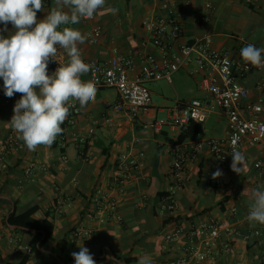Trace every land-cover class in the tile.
Segmentation results:
<instances>
[{
  "label": "crops",
  "instance_id": "crops-1",
  "mask_svg": "<svg viewBox=\"0 0 264 264\" xmlns=\"http://www.w3.org/2000/svg\"><path fill=\"white\" fill-rule=\"evenodd\" d=\"M43 5L44 12L37 13L38 19L44 18L53 6V0H43ZM110 7L117 8L118 13L111 14ZM170 11L181 24V42L191 43L210 36L215 49L249 68L239 80L250 91L251 101L256 102L261 94L256 85L262 71L246 65L240 51L249 43L264 47V0H106L104 8L97 11L93 20L82 19L72 26L86 36L85 43L79 45L82 59L104 63L117 48L122 55L135 59L137 69L143 55H152L159 61L160 53L151 44L148 26L154 19L166 17ZM3 27L0 24V29ZM95 27L101 29L102 36L94 45L88 37ZM8 30L0 34L7 36L14 31L11 24ZM174 75L179 86L176 101L206 97L198 78L189 76L184 69ZM82 80L90 81L88 73ZM159 80L165 79L149 82L147 86ZM107 90H97L95 100L80 107L75 124L65 130V162L52 145H41L35 151H29L23 141V148L10 155L7 170L0 177V264H22L28 254L26 247L31 235L14 232L19 229H7L3 220L15 209L20 212L32 205L39 207L40 216L50 212L55 219V236L48 242L47 249L41 251L53 254V250H57L61 258L54 254L53 257L58 264H75L72 253L80 246L89 250L96 264H120L117 257L135 259L138 263L145 255L150 257L152 264H167L173 254L166 250L170 247L164 243L165 235L177 223L209 221L233 226L241 235L250 236L248 240L242 236L234 238L231 253L203 264H263L264 225H250L247 215L251 190L264 186V175L255 167L257 161L264 162V150L245 147L241 173L238 175L231 170L230 159L221 170L218 183L209 179L213 158L204 150L185 165L190 181L178 193L177 211L160 213V200L171 186L169 174L173 155L166 138L174 139L173 135L167 129L155 134L144 128L143 119L115 113L112 106L117 102L118 94L115 91L110 95ZM198 95L200 97H196ZM160 107L152 104L149 117L160 118L163 114L156 111ZM13 108L14 105L0 102V145L5 136L14 131L9 123ZM212 116L216 122L220 119L226 122L224 137L219 139L225 138L226 117L219 111H213ZM210 118L202 124L198 140L218 138L204 136L212 127L206 126ZM79 134H91L83 146V153L72 142L74 135ZM126 153L144 154V167L134 172L126 191L119 194L115 188L116 166L119 156ZM28 167H32L34 176L25 179L24 171ZM96 187H102L116 200L123 218L121 223L101 225L92 218L90 200ZM82 227L90 230V235L74 239L73 230ZM258 230L260 237L254 234ZM9 238L14 241L10 242ZM70 258L73 261H68ZM25 264H53V261L31 257Z\"/></svg>",
  "mask_w": 264,
  "mask_h": 264
},
{
  "label": "built area",
  "instance_id": "built-area-1",
  "mask_svg": "<svg viewBox=\"0 0 264 264\" xmlns=\"http://www.w3.org/2000/svg\"><path fill=\"white\" fill-rule=\"evenodd\" d=\"M86 19V20H93ZM151 44L160 53L157 61L152 55L140 57V67L136 68L133 57L122 55L117 48L112 56L104 63L89 61L92 65L88 75L97 90L114 89L118 94L117 102L112 106L115 113H124L133 119H143L144 128L161 134L165 129L176 140L178 135L186 130L191 123L204 124L212 112L217 109L228 122L227 136L223 139L212 138L205 141L196 140L180 145H171L173 161L170 169L171 186L161 200L160 213L173 214L178 209V193L190 181L185 171L188 161L196 159L204 150L209 151L213 158L212 169L209 173L210 181L218 183L212 174L223 170L227 162L232 159L233 151L242 152L245 147L258 151L264 150V70L256 88L261 93L256 102L251 101L250 91L244 87L239 78L245 75L249 68L233 61L230 56L214 48L210 36H203L191 43L181 42L182 28L176 14L170 11L166 17L154 19L148 26ZM102 36L99 27L92 29L89 34L91 44H98ZM61 63L67 60V54L58 50L56 57ZM59 66L57 61H50L48 74L55 72ZM181 69L186 70L191 77L200 81L201 89L206 97L188 101L177 100L172 106L160 107L156 111L163 114L162 118L149 117L152 109V96L147 84L149 82L166 79L172 84V76ZM82 79V77H81ZM21 98L16 93L9 98L4 95L3 79L0 78V102L15 105ZM74 107L63 124L70 127L75 124L80 114V105L72 101ZM111 122L110 119H107ZM91 138V134L74 135L72 142L76 149L83 153V146ZM59 147L65 149L64 137L58 139ZM23 148L18 133L9 132L0 145V177L6 172L10 155ZM144 154L133 156L130 153L119 156L116 166L115 188L119 194L126 191V187L134 172L144 167ZM61 161L67 157L61 155ZM255 167L264 175V162L259 160ZM32 167L24 171V178L33 177ZM74 183L77 184L76 181ZM91 210L89 213L101 225L111 222L121 223L123 218L118 210V204L111 194L102 187H96L92 193ZM90 230L84 227L73 230L74 239L89 236ZM260 237L261 232L255 231ZM242 236L248 240L250 235H241L233 226H222L218 222H186L177 223L175 228L165 235L164 243L172 253L167 264H203L215 260L222 254L232 251L233 239ZM13 242V238H9ZM28 253L30 249L26 247ZM264 264V255H263Z\"/></svg>",
  "mask_w": 264,
  "mask_h": 264
},
{
  "label": "clouds",
  "instance_id": "clouds-1",
  "mask_svg": "<svg viewBox=\"0 0 264 264\" xmlns=\"http://www.w3.org/2000/svg\"><path fill=\"white\" fill-rule=\"evenodd\" d=\"M105 4L106 0H53L44 18L38 19L37 13L44 12L43 0H0V24L4 26L0 32H8L9 24L14 29L7 36L0 34V78L6 97L21 94L9 123L29 151L41 145L51 147L63 132L61 125L74 107L72 101L84 108L95 100L94 83L81 79L92 68L79 48L86 36L72 26L92 19ZM108 11L116 15L119 10L110 7ZM59 49L67 54L65 63L56 59ZM240 55L246 65L264 68V47L249 43ZM50 61L59 64L51 75ZM231 157V170L239 175L245 156L233 151ZM221 175L218 169L212 178ZM247 220L252 226L264 225V186L251 190ZM78 248L72 253L75 264H96L86 247ZM138 264H152V260L145 255Z\"/></svg>",
  "mask_w": 264,
  "mask_h": 264
},
{
  "label": "trees",
  "instance_id": "trees-1",
  "mask_svg": "<svg viewBox=\"0 0 264 264\" xmlns=\"http://www.w3.org/2000/svg\"><path fill=\"white\" fill-rule=\"evenodd\" d=\"M61 127L63 128V132L59 135V139L64 137L65 130L68 128L65 124L61 125ZM201 131L202 124L191 123L186 130L178 135L176 140L169 138H166V140L170 145H180L185 142L196 141L199 139ZM52 148L58 149L60 155L65 154V149L60 148L57 141L52 144ZM3 224L7 229L13 226L22 228L15 230V233L31 235L27 243L30 253L24 257L22 264L28 262L31 257L51 258L53 264H58V261L53 257L54 254L61 258V254L57 250H53V254L42 253L41 251L47 249L48 242L55 236V219L50 212H46L43 216H40L37 205H32L30 208L20 212L15 209L9 215L7 221L6 219L3 220ZM250 242H253V239ZM247 247L250 249L249 244H247ZM117 259L122 260L125 264H138L135 259H121L119 257ZM68 261H73V259L70 258Z\"/></svg>",
  "mask_w": 264,
  "mask_h": 264
},
{
  "label": "rangeland",
  "instance_id": "rangeland-1",
  "mask_svg": "<svg viewBox=\"0 0 264 264\" xmlns=\"http://www.w3.org/2000/svg\"><path fill=\"white\" fill-rule=\"evenodd\" d=\"M173 85L168 83V81L165 80H159L158 82H155L153 84L148 85L149 89L151 90V96H152V104L155 106H172L174 102L177 99L178 94V79L176 75H173L172 77ZM107 92L110 95L115 94L114 89H109ZM200 97V95L196 96ZM112 111V110H111ZM214 111H218L215 109ZM113 112V111H112ZM163 115H161L160 118H162ZM211 117V118H210ZM210 120L206 126H212L210 129H208V132L204 135L207 137H218L221 138L224 137V128L226 126V122L223 119H220V121L215 120L214 116L212 114L209 116ZM208 118V119H209Z\"/></svg>",
  "mask_w": 264,
  "mask_h": 264
},
{
  "label": "water",
  "instance_id": "water-1",
  "mask_svg": "<svg viewBox=\"0 0 264 264\" xmlns=\"http://www.w3.org/2000/svg\"><path fill=\"white\" fill-rule=\"evenodd\" d=\"M8 220V218L6 219V221ZM11 228H13V229H22L21 227H16V226H13V227H11ZM118 263H120V264H124V263H122V262H120L119 260H116Z\"/></svg>",
  "mask_w": 264,
  "mask_h": 264
}]
</instances>
